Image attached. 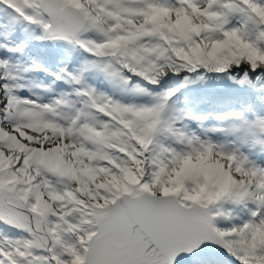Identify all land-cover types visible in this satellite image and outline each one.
I'll use <instances>...</instances> for the list:
<instances>
[{
    "label": "snow or ice",
    "instance_id": "obj_1",
    "mask_svg": "<svg viewBox=\"0 0 264 264\" xmlns=\"http://www.w3.org/2000/svg\"><path fill=\"white\" fill-rule=\"evenodd\" d=\"M0 264H264V0H0Z\"/></svg>",
    "mask_w": 264,
    "mask_h": 264
}]
</instances>
